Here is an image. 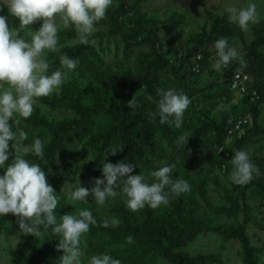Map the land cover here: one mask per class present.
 <instances>
[{
	"label": "trees",
	"instance_id": "16d2710c",
	"mask_svg": "<svg viewBox=\"0 0 264 264\" xmlns=\"http://www.w3.org/2000/svg\"><path fill=\"white\" fill-rule=\"evenodd\" d=\"M150 1L113 0L106 18L96 25L90 37L94 44L82 43L74 27H61L60 52H48L47 57L51 62L49 74L59 69L67 78L58 94L38 98L32 115L22 121L28 136L23 143L31 144L39 138L44 144L43 159L34 155L26 159L41 166L56 191L58 221L60 216L83 209L90 210L96 219L97 224L91 225L85 234L86 247L81 245L82 264H87L91 256L104 253L119 259L121 264H155L159 258L170 264H227L221 253L190 254L182 249L202 232L236 240L240 264H262L264 246L252 241L248 226L255 223L264 230V223L257 221L248 194L264 197V155L249 154L259 175L245 185L234 184L230 179L232 186L228 188L216 171L230 176L235 151L246 150L248 143L264 141V57L257 51L264 45V27L255 25L254 38L247 44L228 14L205 10L182 46L176 43L175 35L167 38L162 32L186 24L190 11L177 5L165 15L144 11L142 3ZM0 15L8 17L10 27L18 26L19 21L9 16L6 7ZM40 27L39 22L34 23L21 36L30 41V33ZM221 37L239 40L244 65L234 60L220 70L212 66L211 61L217 57H212L216 52L210 48ZM64 53L78 61L74 70L61 67L59 56ZM110 53L113 60L106 57ZM198 53L200 58L196 59ZM238 70L250 75L249 86L257 91V99L250 100L229 89V79ZM169 88L191 100L180 128L161 124L158 116L149 119V113L156 111L157 89ZM148 95L153 102L146 99ZM132 98L137 107L129 108ZM240 118H246V122L233 130ZM180 136L185 137L182 145L177 142ZM77 147L86 163L79 171L87 179L82 187L91 189L94 179H103V163L120 161L134 164L132 174L145 175L150 184L154 182L150 173L163 166V161L175 164L172 179L186 180L190 191L179 196L170 194L166 206H145L136 212L127 208L122 195L106 199L103 205H98L91 195L87 202L73 203L66 190L71 193L78 184L72 176ZM114 148L121 151L113 155ZM10 162L11 159L5 166ZM59 165L62 175L57 174ZM4 172L0 168V176ZM210 184L223 193L227 204L211 202ZM197 196L209 213L234 223H218L207 212L200 213ZM113 218L119 220L118 226H103L105 219ZM16 221L11 213L0 217V238L8 237L9 228L22 238L21 248L5 249L7 264H59L64 254L56 247L60 237L51 228L42 239L24 235ZM129 235L133 237L131 244L126 241Z\"/></svg>",
	"mask_w": 264,
	"mask_h": 264
},
{
	"label": "clouds",
	"instance_id": "9594fccd",
	"mask_svg": "<svg viewBox=\"0 0 264 264\" xmlns=\"http://www.w3.org/2000/svg\"><path fill=\"white\" fill-rule=\"evenodd\" d=\"M112 4L113 0H0V11L6 7L9 16L19 21L18 26L10 27L8 17L0 15V168L5 170L4 175L0 176V217L11 213L17 217L19 232L35 238L42 239L51 228L60 237L57 250L64 253L59 264H82L81 245L86 247L85 234L97 221L88 209L65 214L57 220L55 209L59 197L56 191L49 184L41 166L26 159L29 155L43 159L44 144L39 138H35L31 144L23 143L28 136L23 130L26 125L22 126V121L32 115L38 98L58 94L67 78V74L59 69L49 74L51 62L47 53L60 52L61 27H74L82 43L94 44L90 37L96 25L106 18ZM226 11L228 19L237 23L243 31H248L250 24H258L261 19L256 3L251 0L245 7L229 6ZM37 22L41 27L30 33V41L21 36V32ZM214 48L217 57L214 67L217 70L227 68L234 60L244 65L236 48L229 47L227 38L216 40ZM59 61L61 67L69 71L78 64L66 53L60 54ZM157 96L159 99L154 101L156 111L149 113V119L154 120L158 116L161 124L182 127L190 98L175 88L157 89ZM146 99L153 102L151 95ZM128 107H137L134 98L128 102ZM184 139V136H180L178 145H182ZM118 151L121 150L114 148L111 154L115 155ZM10 159L11 162L5 166ZM161 164L163 166L150 173L154 182L149 184L145 175L132 174L135 168L132 163H103V179H94L91 189L82 187L79 181L71 191L69 200L87 202V197L91 195L98 205H103L106 199L122 195L127 208L133 212L145 206L152 209L166 206L170 194L179 196L186 193L190 191V185L182 178L172 179L175 164L168 165L163 161ZM231 164L233 171L230 179L234 184L245 185L254 175H259V169L246 150H236ZM166 188L169 191H165ZM118 224L116 218L103 222L104 227ZM126 241L133 243V237L129 235ZM87 264H121V261L104 253L91 256Z\"/></svg>",
	"mask_w": 264,
	"mask_h": 264
},
{
	"label": "rangeland",
	"instance_id": "374dc122",
	"mask_svg": "<svg viewBox=\"0 0 264 264\" xmlns=\"http://www.w3.org/2000/svg\"><path fill=\"white\" fill-rule=\"evenodd\" d=\"M250 2V0H152L150 2L142 3V9L144 11H157L159 14L165 15L167 11L172 6H180L181 8L187 9L190 11L187 22L184 25H177L175 28H168L162 34L170 38L172 35H175L176 43L181 44L182 46L186 43V37L191 34L192 27H196L197 21L205 15V10H210L213 13L218 15L228 14L226 8L229 6L236 7H245ZM251 2L256 3L258 11L260 13V22L258 24H250L248 31H243L238 26L237 23L232 22L237 29L242 32L243 39L247 44H250L254 38L253 28L255 25H263L264 27V0H251ZM229 47L236 48L237 52L241 55V47L239 40L236 37H232L228 41ZM111 50L113 52V44H111ZM210 50H215L214 46ZM258 55L264 57V45H261L257 49ZM109 60L115 58L112 53L106 56ZM215 57V56H212ZM118 59V58H117ZM214 59V58H212ZM216 59L211 61L212 66L214 67ZM251 119L250 117H248ZM246 151L249 154H255L258 156L264 155V141L259 143H248L246 146ZM76 169L72 176L76 179L77 182L80 181L81 185H84L87 179H83L79 173L80 168L85 166L86 163L81 158L79 148H76ZM216 173L219 175L222 183L231 188L230 176L226 175L222 170H217ZM58 175L64 174L62 166L59 165ZM51 175L53 173L51 172ZM210 198L211 202L214 205H223L227 204L223 197L221 191L216 190V188L210 184ZM70 196V192L66 190ZM198 209L200 213L207 212V215L217 221L218 223L232 224L234 221L232 219L226 218L224 216H215L209 213L201 202L200 198L197 196ZM76 203V202H73ZM248 203L253 207L254 214H256L257 221H263L264 223V197L257 198L248 194ZM248 235L251 237L252 241L255 244L264 246V230L258 228L255 223H250L248 226ZM22 238L19 237L17 232H14L11 228L8 231V237L1 236L0 238V264H7V255L4 252L8 247L19 249L21 248ZM183 250L188 251L190 254H207V253H221L227 264H240V259L238 256L239 244L236 240H225L221 235L214 232H202L192 241H188L182 247ZM262 264H264V253L261 255ZM155 264H170L166 260L159 258Z\"/></svg>",
	"mask_w": 264,
	"mask_h": 264
},
{
	"label": "built area",
	"instance_id": "2783aa9c",
	"mask_svg": "<svg viewBox=\"0 0 264 264\" xmlns=\"http://www.w3.org/2000/svg\"><path fill=\"white\" fill-rule=\"evenodd\" d=\"M216 57V53L213 55ZM196 59L200 58V54L195 55ZM229 89L247 96L250 100H255L258 98V93L255 89H250L251 77L249 74L243 70L235 71L229 79ZM242 122H246V118H240L239 121L233 127V130L239 129Z\"/></svg>",
	"mask_w": 264,
	"mask_h": 264
}]
</instances>
